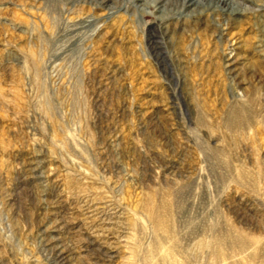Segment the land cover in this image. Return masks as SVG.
<instances>
[{"label": "rangeland", "instance_id": "374dc122", "mask_svg": "<svg viewBox=\"0 0 264 264\" xmlns=\"http://www.w3.org/2000/svg\"><path fill=\"white\" fill-rule=\"evenodd\" d=\"M0 0V264H264V0Z\"/></svg>", "mask_w": 264, "mask_h": 264}, {"label": "bare ground", "instance_id": "6f19581e", "mask_svg": "<svg viewBox=\"0 0 264 264\" xmlns=\"http://www.w3.org/2000/svg\"><path fill=\"white\" fill-rule=\"evenodd\" d=\"M219 2H220V3H223V2H225V0H220ZM225 3H226V2H225Z\"/></svg>", "mask_w": 264, "mask_h": 264}]
</instances>
